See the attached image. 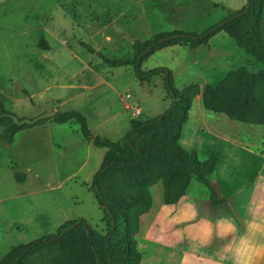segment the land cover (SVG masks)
<instances>
[{"label":"rangeland","instance_id":"374dc122","mask_svg":"<svg viewBox=\"0 0 264 264\" xmlns=\"http://www.w3.org/2000/svg\"><path fill=\"white\" fill-rule=\"evenodd\" d=\"M246 3L0 0V101L20 118H35L53 109L78 110L93 133L120 141L132 120L144 121L164 113L172 99L164 73L143 80L132 65L110 66L106 59L133 58L162 32H201ZM243 66L253 71L264 68L233 37L220 31L210 45L156 50L141 68H169L175 87L181 90L192 83L218 84L229 71ZM194 105V117L204 113L214 119L223 136L239 130L252 146L236 149L219 134L210 135L206 127L195 129L194 122L185 125V146L197 150L202 160L213 153L221 157L211 180L219 197L230 199L208 212L202 201L205 194L210 195L209 190L194 179L190 194H196L197 208L207 221H192L188 227L190 223L164 212L151 235L163 243L166 238L177 250L171 253L172 248L164 245L152 249L143 264H264V126L203 110L201 100ZM136 108L140 115H135ZM106 152L107 148L84 138L74 119L59 123L52 117L24 128L0 125V258L14 246L56 234L62 225L76 219H86L92 229L106 235L104 211L92 191ZM150 190L154 205L171 207L164 202L162 181ZM244 204L249 208H243ZM233 210L260 215L263 234L258 251L238 253L233 246L240 232ZM228 211L229 230L216 225L222 212ZM139 234L142 236L140 230L137 242ZM49 258V253H35L24 264H46Z\"/></svg>","mask_w":264,"mask_h":264},{"label":"trees","instance_id":"16d2710c","mask_svg":"<svg viewBox=\"0 0 264 264\" xmlns=\"http://www.w3.org/2000/svg\"><path fill=\"white\" fill-rule=\"evenodd\" d=\"M220 31L233 37L238 46L264 65V0H247L240 9L201 31L173 30L157 34L133 58L110 60V66L130 64L141 79L165 74V87L172 101L168 109L151 119L132 120L130 130L119 141L91 131L85 115L78 110L57 112L59 123L72 119L80 125L84 138L107 148L101 168L95 173L92 191L103 208L108 233L91 228L86 219L62 225L49 234L11 248L0 264H24L35 253L50 254L46 264H140L142 252L136 235L141 216L152 207L151 186L163 182L164 202L174 204L187 193L194 179L209 190L213 205L223 202L211 183L219 157L213 153L202 160L196 151L180 143L184 124L189 120L200 95L206 111L225 113L231 119L264 126V68L253 71L247 66L229 71L218 84L198 83L177 89L171 70L166 67L143 71L145 58L156 50L176 45H202ZM0 101V125L19 126ZM47 119H41L37 123ZM36 123V124H37Z\"/></svg>","mask_w":264,"mask_h":264},{"label":"crops","instance_id":"0c3cea01","mask_svg":"<svg viewBox=\"0 0 264 264\" xmlns=\"http://www.w3.org/2000/svg\"><path fill=\"white\" fill-rule=\"evenodd\" d=\"M216 35V34H215ZM214 35V36H215ZM213 36V37H214ZM212 37V38H213ZM212 38L208 40L206 44L210 45V41H212ZM196 100H200V95L197 97ZM195 100V102H196ZM194 102V104H195ZM194 106L191 110L190 113V117L189 120L184 124L183 130H182V134H181V138H180V143L181 145L188 151H193L194 149H190L187 146H185L183 144V135H184V131L185 129V125L188 123L189 126H191V122H194L193 127L196 128H201V127H206V129H208V132L210 135H217L219 134V136L222 138L224 137V142L232 144L234 147H236V149H245L247 147V145L252 146V144L250 142H247L245 140V135L243 134V132H239L238 131H233L228 133L229 135H224L220 130H217V123L214 119L207 117L204 113H200L199 115H197V117H194ZM199 107V106H198ZM200 108V107H199ZM204 110V109H203ZM201 111V109H200ZM203 112V111H202ZM224 118H227L225 113H222ZM198 117L200 119H198ZM195 118V120H194ZM228 118H230L228 116ZM202 119V120H201ZM201 120V121H200ZM228 120V119H227ZM230 120H234L231 119ZM237 121V120H234ZM239 122V121H238ZM222 135V136H221ZM218 136V137H219ZM90 142V141H89ZM254 147V146H253ZM197 152V150H194ZM253 151V150H250ZM254 152V151H253ZM217 155V154H216ZM219 157V161L217 163H220L221 161V157ZM213 175V174H212ZM211 175V176H212ZM210 179H212V177H210ZM211 183L213 185V180H211ZM193 183H191V186L189 187L186 195L177 203L174 204H169V208H165L163 207V205L160 203L159 205H154V203H152V207L151 209L143 214L142 218H141V223H140V232L142 233V236L139 234L138 237V245L139 248L143 254L142 257V261L140 264L145 263V261L147 260L149 254H151L150 252L152 251V249H156L157 247L160 248V246L166 247V248H172L169 249L171 250L173 253L175 250H177L176 247L178 246H174L169 244L168 240H165L166 238H164V243L158 240H153L152 237V230H157V227L159 226V220L160 217L163 215L164 212H166L167 216H173L175 219L177 220H181L183 222V220H185V222L191 226L193 224L192 221H196V224H198V220L200 219H204V222L207 221L206 218L203 217V214L199 212L197 205L198 202L195 198L197 197L196 194L191 195L190 191L192 188ZM202 194H205V192L203 190H201ZM209 193V192H208ZM204 201H202V203L204 204V206L206 207V209L209 211L213 210V207H215L218 204L212 205L210 202V195L205 194L204 197ZM230 198H224L223 201L227 202L229 201ZM223 203V202H222ZM164 208V210H163ZM212 208V209H211ZM243 208H249V205L244 204ZM211 209V210H210ZM218 212V211H217ZM230 212L228 211L227 213L222 212L221 216L217 218V226H221L223 228H226L227 230L230 229ZM233 216L237 215L239 218V225H238V229L240 230L239 234L236 235V237L234 238V242H233V246H236L238 249V253L239 252H245V251H258V249H260L261 247V237H262V227H261V219H260V215L256 212H248V213H240L237 212L235 210H233ZM206 226H209V224H207ZM201 229V228H200ZM171 239V235L169 240ZM163 247V248H164Z\"/></svg>","mask_w":264,"mask_h":264},{"label":"water","instance_id":"95a60500","mask_svg":"<svg viewBox=\"0 0 264 264\" xmlns=\"http://www.w3.org/2000/svg\"><path fill=\"white\" fill-rule=\"evenodd\" d=\"M56 113L57 111L53 109L51 111L43 112L42 114H40L39 116L35 118H20L19 116L15 114H9V115L12 117L15 124L22 126L24 124L34 125L41 119H49V118L54 117Z\"/></svg>","mask_w":264,"mask_h":264},{"label":"built area","instance_id":"2783aa9c","mask_svg":"<svg viewBox=\"0 0 264 264\" xmlns=\"http://www.w3.org/2000/svg\"><path fill=\"white\" fill-rule=\"evenodd\" d=\"M141 114V110L139 108L135 109V115H140Z\"/></svg>","mask_w":264,"mask_h":264}]
</instances>
